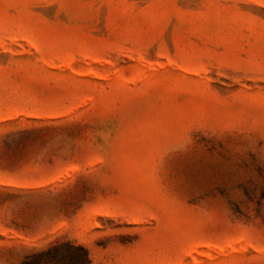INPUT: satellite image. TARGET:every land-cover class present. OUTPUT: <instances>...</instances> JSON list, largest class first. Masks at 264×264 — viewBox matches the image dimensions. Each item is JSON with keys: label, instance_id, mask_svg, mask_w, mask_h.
<instances>
[{"label": "rangeland", "instance_id": "374dc122", "mask_svg": "<svg viewBox=\"0 0 264 264\" xmlns=\"http://www.w3.org/2000/svg\"><path fill=\"white\" fill-rule=\"evenodd\" d=\"M264 264V0H0V264Z\"/></svg>", "mask_w": 264, "mask_h": 264}, {"label": "trees", "instance_id": "16d2710c", "mask_svg": "<svg viewBox=\"0 0 264 264\" xmlns=\"http://www.w3.org/2000/svg\"><path fill=\"white\" fill-rule=\"evenodd\" d=\"M21 264H94L87 248L74 242H61L34 252Z\"/></svg>", "mask_w": 264, "mask_h": 264}]
</instances>
